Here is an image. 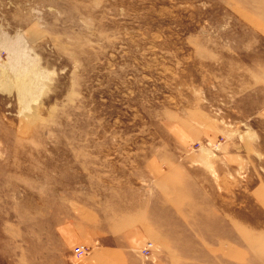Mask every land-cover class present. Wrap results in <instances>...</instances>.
<instances>
[{"label": "rangeland", "instance_id": "rangeland-1", "mask_svg": "<svg viewBox=\"0 0 264 264\" xmlns=\"http://www.w3.org/2000/svg\"><path fill=\"white\" fill-rule=\"evenodd\" d=\"M135 238L264 264V0H0V264Z\"/></svg>", "mask_w": 264, "mask_h": 264}, {"label": "crops", "instance_id": "crops-1", "mask_svg": "<svg viewBox=\"0 0 264 264\" xmlns=\"http://www.w3.org/2000/svg\"><path fill=\"white\" fill-rule=\"evenodd\" d=\"M61 240H63V243L66 246H67V244L74 243L77 241V239L69 233L62 235ZM140 243H141V241L138 242V238H135L134 240L132 239L130 242H128L127 248L108 249V253L110 256H112V255L115 256L117 254L128 256V259L124 260L126 262L125 264H142L141 260H140L139 252H138L139 246L141 245ZM104 252H106V251H104ZM98 253H100L98 255V257L104 256V254H102L103 253L102 251H99ZM60 264H70V262L63 261V259H62ZM110 264H117V260H115L114 263H110Z\"/></svg>", "mask_w": 264, "mask_h": 264}, {"label": "built area", "instance_id": "built-area-1", "mask_svg": "<svg viewBox=\"0 0 264 264\" xmlns=\"http://www.w3.org/2000/svg\"><path fill=\"white\" fill-rule=\"evenodd\" d=\"M150 247L151 244H146L145 247H142L140 252L144 254L145 257H147L148 255H150ZM73 254L76 259H81L82 256L86 255V251L83 246H78L73 249Z\"/></svg>", "mask_w": 264, "mask_h": 264}, {"label": "bare ground", "instance_id": "bare-ground-1", "mask_svg": "<svg viewBox=\"0 0 264 264\" xmlns=\"http://www.w3.org/2000/svg\"><path fill=\"white\" fill-rule=\"evenodd\" d=\"M28 89H29V87H26V88H24L22 90H23V92H26V91H28Z\"/></svg>", "mask_w": 264, "mask_h": 264}]
</instances>
